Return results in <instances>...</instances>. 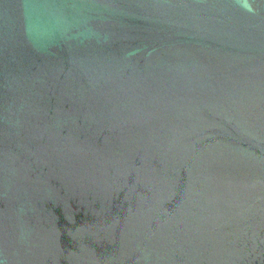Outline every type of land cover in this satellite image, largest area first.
<instances>
[{
    "label": "water",
    "instance_id": "95a60500",
    "mask_svg": "<svg viewBox=\"0 0 264 264\" xmlns=\"http://www.w3.org/2000/svg\"><path fill=\"white\" fill-rule=\"evenodd\" d=\"M0 264H264V0H0Z\"/></svg>",
    "mask_w": 264,
    "mask_h": 264
}]
</instances>
